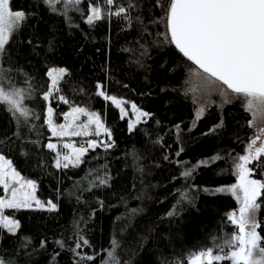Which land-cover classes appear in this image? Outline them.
Here are the masks:
<instances>
[{"label":"trees","instance_id":"16d2710c","mask_svg":"<svg viewBox=\"0 0 264 264\" xmlns=\"http://www.w3.org/2000/svg\"><path fill=\"white\" fill-rule=\"evenodd\" d=\"M98 2L107 11L104 0H84L79 11L65 16L62 3L52 11L44 0H11L12 9L25 11L28 19L0 63L14 83L29 81L32 98L25 104L40 118L29 122L33 127L18 128L0 106V151L37 182L40 199L58 207L9 209L20 228L15 234L0 231V258L11 264H77L80 252L99 254L80 264H101L102 250L115 239L120 264H186L194 253L220 246L236 232L227 214L237 201L214 190L235 180L230 157L244 150L249 114L236 99L223 107L215 102L195 118L196 103L186 93L195 66L160 35L167 30L160 20L167 0L161 8L156 0H132L131 27L123 16L87 24L89 3ZM128 3L116 0V5ZM58 66L70 73L59 86L69 103L52 97L55 112L75 104L96 110L113 142L110 148L89 149L80 166L66 169L55 167L54 152L45 146L51 137L41 96L49 84L46 71ZM98 83L108 94L135 102L150 118L129 131L127 118L97 95ZM217 154L223 159L197 167L188 178L181 175ZM255 172L261 178L259 169ZM173 208L176 214L169 216ZM257 216L264 237V201ZM81 236L90 247L75 248Z\"/></svg>","mask_w":264,"mask_h":264},{"label":"snow or ice","instance_id":"6c2138e0","mask_svg":"<svg viewBox=\"0 0 264 264\" xmlns=\"http://www.w3.org/2000/svg\"><path fill=\"white\" fill-rule=\"evenodd\" d=\"M44 2L52 11H56V4L62 3L63 14L67 16L70 10L79 11V5L84 0H44ZM104 3L108 6L107 11L99 5V2L96 5L89 3L90 14L85 21L87 24L92 25L105 17L123 16L131 27L130 12L135 7L132 0H129L127 6L116 5V0H104ZM163 6L162 0H156L155 7ZM27 19L28 14L25 11L12 9L11 0H0V61L7 56L8 46ZM160 20L166 23L167 28L160 35L195 66L190 68L191 86L186 93H192L194 103L199 105L195 110L196 119H200L215 103L211 99L213 94L220 97V104L217 107H223L235 99H240L242 108L251 116L249 127L254 132L247 144L246 154L234 158L236 182L214 190L217 193H230L239 202L238 211L227 214V220L236 228V233L225 239L220 246H214L216 254L214 248L193 254L189 258L190 264H213L214 261L226 260L229 264H264V246H262L264 237L258 231L261 225L257 216L261 202L264 201V159H261L264 157V0H167V6ZM67 75L70 73L63 67H53L46 71L49 84L41 96L46 102L45 122L51 136L63 139L89 137L94 134L98 137L103 133L109 137V140L90 139L86 141V145L79 147L74 141L65 142L62 147L70 149L68 153L58 150V144L49 140L45 146L55 153V167L58 169L80 166L89 149L113 146L110 140L111 131L98 112L74 106L70 111L63 113V123L57 124L54 121V109L51 107L53 94H58L57 100L65 104L69 103L64 95L59 94L61 92L59 86ZM32 92L33 89L27 79L23 84L14 83L0 63V106L15 118L18 128L21 124L33 127L29 122L40 118L25 104L26 100H31ZM97 95L115 105L119 109L121 119L129 116V110L125 108L128 102L108 94L104 84H97ZM205 97L207 99H204ZM130 110L134 114V119L130 118L129 131L136 129L142 122L146 123L151 115L135 103L130 104ZM82 116L86 117V121H81ZM222 126L221 122L210 129V132H215ZM176 127L179 129V125ZM179 154L178 152L176 155ZM221 159L223 157L217 154L210 160L201 161L192 168L186 169L181 175L188 178L197 167ZM256 169H259L261 178H255ZM99 182L106 184L107 179L101 178ZM0 186L6 193L0 196V231L7 230L8 233L15 234L20 228L18 220L5 215L7 209H28L32 208L33 204L40 208L47 207L50 211H55L58 207L51 200L42 203L37 199L36 182L24 179L2 151H0ZM182 199H187V193L182 194ZM175 214V208L168 213L169 216ZM57 243L63 247V241ZM84 246L90 247L88 240L81 236L75 248L80 249ZM117 247L118 242L113 239L110 249L102 250L104 259L101 264H120L116 256ZM225 248L229 249L227 254L224 253ZM76 255L80 258L77 264H80L95 260L99 254L76 252ZM0 264H11V262L0 258ZM177 264L181 262L177 261Z\"/></svg>","mask_w":264,"mask_h":264},{"label":"rangeland","instance_id":"374dc122","mask_svg":"<svg viewBox=\"0 0 264 264\" xmlns=\"http://www.w3.org/2000/svg\"><path fill=\"white\" fill-rule=\"evenodd\" d=\"M90 13H89V10H88V15H89ZM87 15V16H88ZM60 67H62V66H58V67H55V68H60ZM53 68V67H52ZM64 68V67H63ZM193 68V67H192ZM51 69V68H50ZM190 80H191V72H189V75H188V78H187V83H188V86L190 87L191 85H190ZM192 94V93H191ZM58 94L57 93H54L53 94V97L54 96H57ZM193 95V94H192ZM117 97V96H116ZM118 99H124V100H126L128 103L127 104H125V108L126 109H128L129 110V116L128 117H126L127 118V120H128V124L130 123V118L131 119H134V114L131 112V110H130V104L131 103H135V102H133L132 100H128V99H126V98H123V97H117ZM204 99H207V97H205ZM211 99H212V101H214V102H216L218 105L220 104V97L218 96V95H215V94H213L212 96H211ZM236 100V99H235ZM235 100H233V101H235ZM239 101H241L240 99H239ZM242 102V101H241ZM136 104V103H135ZM137 105V104H136ZM74 106H79V107H84V106H82V105H78V104H75V105H70V106H68V108L67 109H65L64 111H62V112H59L58 114L55 112V108L51 105V107L54 109V121L57 123V124H59V123H63L64 121H63V119H62V115H63V113H66V112H68V111H70L71 110V108L72 107H74ZM138 106V105H137ZM199 105H197L196 104V108L198 107ZM139 107V106H138ZM84 108H86V107H84ZM140 108V107H139ZM87 110H89V111H95V112H97L96 110H91V109H88V108H86ZM142 109V108H141ZM143 110V109H142ZM144 111V110H143ZM196 118V117H195ZM45 120H46V118H45ZM103 120V119H102ZM250 120H251V116H250V114H249V120H248V125H249V122H250ZM81 121H86V117H81ZM105 123V122H104ZM106 125V124H105ZM106 127L107 128H109L107 125H106ZM49 129V128H48ZM251 129V131L250 132H248L249 134L247 135V140H246V144H245V147H244V150H243V152L242 153H239V154H234V155H232L231 157H230V159H231V162H232V164L234 163V158L235 157H237V156H239V155H243V154H246V148H247V144L250 142V138H252L253 137V135H254V132H253V129L252 128H250ZM49 131H50V129H49ZM111 131V130H110ZM50 140L52 141V142H54V143H57L58 144V150H61L63 153H68V152H70L71 150L70 149H63V147H62V145H63V143H65V142H75V144H76V146L77 147H79V146H81V145H86V141H88V140H90V139H97V140H109V137H107L106 135H104L103 133H101V135L100 136H95L94 134L92 135V136H89V137H84V136H80V137H71V138H68V137H65V138H63V139H61V138H57V137H52L51 136V132H50ZM111 138H112V135H111V137H110V140H111ZM260 142H258V144H259ZM7 158V157H6ZM54 163H55V153H54ZM254 163V162H253ZM252 165H250V167H251ZM17 170V169H16ZM18 171V170H17ZM20 173V172H19ZM20 175L24 178V179H26V180H33V181H35L34 179H32V178H29V177H27V176H24L23 174H21L20 173ZM255 178H257V177H255ZM36 182V181H35ZM236 182V176H235V180H234V182H232V183H230V184H226V185H222V186H220V187H225V186H230V185H232V184H234ZM36 185H37V182H36ZM219 188V187H218ZM36 197H37V199H39L42 203L43 202H46V201H48V200H42V199H40L38 196H37V188H36ZM4 195H6V193H4V191H3V187H2V193L0 194V196H4ZM52 201V200H51ZM54 202V201H53ZM55 203V202H54ZM32 208H40V207H38V206H36L35 204H33V207ZM45 208H47V207H45ZM238 208H239V202L237 201V208L235 209V210H231V211H238ZM230 211V212H231ZM229 212V213H230ZM5 215H8V216H10V217H12V218H14V219H16V220H18L14 215H12L11 214V212L9 211V209H7V210H5ZM236 233V232H235ZM233 235V234H232ZM229 252V249L227 248L226 250L224 249V253L225 254H227ZM199 252H197V253H194V254H198ZM214 254H216V250H214ZM186 264H190V259L187 261V263Z\"/></svg>","mask_w":264,"mask_h":264}]
</instances>
